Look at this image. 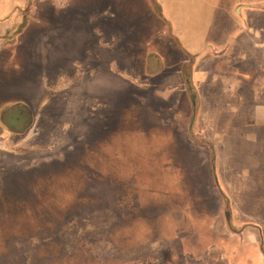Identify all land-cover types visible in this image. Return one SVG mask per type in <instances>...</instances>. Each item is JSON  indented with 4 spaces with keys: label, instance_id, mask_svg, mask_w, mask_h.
I'll use <instances>...</instances> for the list:
<instances>
[{
    "label": "rangeland",
    "instance_id": "obj_1",
    "mask_svg": "<svg viewBox=\"0 0 264 264\" xmlns=\"http://www.w3.org/2000/svg\"><path fill=\"white\" fill-rule=\"evenodd\" d=\"M97 1V14L85 20V26L78 25L66 48L68 56L61 52L63 42L55 40V51H46L54 66L51 61L38 66L41 59L35 62L32 57L25 66L8 62L2 67L0 95L17 91L23 76L27 94L34 90L38 94V114L24 140L0 128V140H8L7 148L12 149L4 153L0 146V250L12 244V255L18 258L8 264L253 263L246 256L264 252V189L257 186L264 174L257 158L246 162L247 130L242 124L244 120L264 124V114L242 111L244 105H260L258 97H251L259 95L254 90L257 69L246 51L233 55L235 39L223 41L234 25L242 32L260 28L264 39V13H259L264 0L177 4L143 0L154 15L155 29L148 30L149 20L146 23L141 10L132 17L105 15ZM43 12L49 14L50 9ZM156 16L169 30L175 21L181 32L176 43L188 50L179 45L181 50L169 49L167 36L152 35L158 30L155 25L161 26ZM105 23L111 39L107 58H117V65H77L84 63L83 42L93 43L98 26ZM18 28L11 27L10 34ZM31 37V33L24 36L26 41ZM207 41L197 59L206 67L208 55L227 49L218 53L230 57L217 58L215 69L222 65L220 75L230 80L226 86L230 91L219 93L216 109L207 110L203 104L198 108L194 123L208 137L197 140L201 135L189 130L192 121L185 126L184 117L176 112H188L191 98L195 112L199 89H189L191 98L175 89L162 99L159 84L151 85L145 72L159 65L166 69L184 55L182 76L191 84L190 61L199 43ZM44 44L51 48V35L43 36ZM72 56L76 58L71 62ZM145 59L150 66H145ZM243 59L250 68L243 70ZM132 62L133 66L120 65ZM174 64L169 69H175ZM36 74L43 76V82H27ZM243 91L246 104L241 103ZM20 109L11 108L5 119L15 122ZM201 116L212 120L215 129L204 127ZM212 137L225 146L213 143L218 151L213 150ZM249 183H256L255 187L244 188ZM250 234L254 238H247ZM259 235L261 248L253 244Z\"/></svg>",
    "mask_w": 264,
    "mask_h": 264
},
{
    "label": "crops",
    "instance_id": "obj_2",
    "mask_svg": "<svg viewBox=\"0 0 264 264\" xmlns=\"http://www.w3.org/2000/svg\"><path fill=\"white\" fill-rule=\"evenodd\" d=\"M158 3H163V4H168V3H175L177 4L180 2V0H154ZM200 3H205L208 2L207 0H198ZM97 0H0V74H5L4 69L2 67H5L7 63H13L16 66H25L26 62L28 61H33L32 57H34L35 62L37 59H41V63L38 65H43L44 62L45 65H49L50 61L51 64L53 65V59L49 55H47L46 51H52V53L55 51V45H54V40L55 42H63L61 44V52L67 51V47L70 46L69 43L73 42V38H75V30L78 29L79 24H83L85 26V20H90L92 19V15H96V4ZM103 4V12L104 14H112V12H116V15H122V14H127L130 17L132 15H135L138 10H141V13L144 15V18H147L145 21L152 26L146 25V29H155L153 27V23L151 19H154V15H152V10L150 11L148 9V5H145L143 0H100ZM149 2V0H148ZM16 3V4H15ZM29 3V4H28ZM146 3V2H145ZM138 4L140 7H138ZM44 5H46L49 9L50 12L49 14L46 12H43ZM94 8V9H93ZM261 12L260 14L264 13V5L261 6L260 8ZM181 11V9H179ZM179 11L178 14L180 13ZM45 15V16H44ZM177 13L175 14V16ZM10 17H13L14 21H10ZM44 17L48 18V20H45ZM157 21L161 23V26L155 25L158 30L155 31L152 35H162L164 37L167 36V43L169 45V49L173 48L175 50H181L180 47L183 50H188V48L182 43H176V37L181 34L180 28L173 22L170 30L162 27V25H165L166 23L163 20H160L158 16ZM178 17H176L177 19ZM181 18V17H180ZM9 19V21L7 20ZM175 19V20H176ZM262 19V18H261ZM21 20L20 22H15ZM240 22H237V25H239ZM16 26L19 28L17 29L16 32L10 34V28ZM233 26V25H232ZM44 28H49L48 32L44 33L43 29ZM95 28V27H94ZM134 28V27H133ZM156 28V29H157ZM229 28V27H227ZM239 27H231L230 30V35L229 37H226L225 40L223 41L225 44L227 41L235 39V42L232 47V51L236 54V56H241L240 53L241 51H246L247 56L249 57L248 59L252 57V63L257 69V74L254 77V83H256L257 88H254V90L258 89L259 95H251V97H258L260 100V105L259 106H249L244 105L242 107V111L244 113L249 114H264V93L261 92L260 94V89H262V86L264 85V39L261 38V32L262 29L254 30V28H249L245 32L239 31ZM197 30V29H196ZM201 30V29H198ZM29 31V32H28ZM87 31L90 34L91 32V25L87 27ZM87 31L84 32V34L87 33ZM31 33V39L26 41L24 38L25 35H28ZM134 33V31H133ZM183 33V32H182ZM49 34L52 37V45L51 48H48L47 45H43V36ZM96 39L93 41V43L88 42H83V46L86 47V53L82 55L81 60L84 62L82 64L77 63V65H83V66H95L98 68H105L108 66V64H114L117 65V58L115 61H113L111 58L108 61L107 58V51L111 49L109 43L111 42V39H107L108 31H107V24L105 23L104 25L100 24L97 28V33H95ZM233 35V36H232ZM236 35V38H235ZM249 35V36H248ZM84 37V36H83ZM82 38V37H81ZM77 39V38H76ZM262 39V41L260 40ZM72 40V41H71ZM207 42H202L199 43V47L196 48V57L194 60L190 61V72H189V79L188 81L191 84H187L186 81L184 80V76H182V63L184 59V55L182 60L178 63H172L169 64L166 69L163 65H159L156 70L153 72H145V76L147 77L148 81L151 83L155 82L159 84L158 89L162 90V99H168L169 94L175 89L179 91V93H187L190 94L191 98V93L189 89H194L191 91H196L199 89V91L202 93L201 96L197 99H195V103L197 106V109H195V112L191 110L192 104H194L193 99L191 98L190 101L187 103L186 107L188 108V112L186 113H179L178 111L176 113L179 114V117L182 118L184 117V123L185 126L189 123V121H192L191 125L189 126L190 131H196L198 132L201 136L197 137V140L200 139V137H208L206 130H200L197 128L195 125V121L197 120V115L196 111L200 106L203 104V107L205 106L206 109L208 108L211 109H216L218 105V97L219 93L223 94L226 92H229L230 90L226 88V86H229L230 80L225 79L220 75V70H222V65L217 66L215 69V61L216 59L220 56H225L221 53H218L219 51L222 50H227L225 48H221L222 50H219L218 52H212L211 55H208V57L205 59L206 64L204 67L203 62H201L202 59H197L199 58V53L200 51L203 50L205 47V44ZM223 43V44H224ZM111 44V43H110ZM224 44V45H225ZM82 46V47H83ZM254 49V50H253ZM56 51H59L58 49ZM68 51H67V56H68ZM44 56V58H43ZM52 56V55H51ZM201 56V55H200ZM134 57V56H133ZM133 57L131 59L133 60ZM230 56L226 55L225 60H227ZM75 56H72L71 62L75 61ZM58 61V60H57ZM68 62V60H67ZM64 63V66H66ZM247 62V63H245ZM120 64V63H118ZM176 67L175 69H169L172 65ZM227 64V63H226ZM229 64V62H228ZM37 65V63H35ZM120 65H127V66H133L132 63H125V64H120ZM135 65V64H134ZM151 64L149 61H146L145 59V66H150ZM187 65V64H186ZM220 65V64H219ZM243 70L250 68V62L247 61L246 59H243ZM37 66V67H38ZM54 66V65H53ZM69 67V66H67ZM204 67V68H203ZM174 71V72H173ZM43 76L36 74L33 79L27 80V82H31V84H37L43 82ZM58 78L56 79V81ZM5 81L8 80H3ZM219 83L221 84L219 86ZM204 84H206V88H204ZM33 87V86H32ZM26 81L24 76L19 80V88L17 91H9L2 93L0 95V128L1 131L7 134H18L19 136L22 137L20 140H24L23 137H25L29 131L31 130V127L33 126L34 122V116L38 114V104H37V99H38V94L37 91H31V93L27 94L26 91ZM205 90V93L203 92ZM169 91V92H167ZM209 94V95H208ZM244 94V101L241 103H245V98H246V93L243 91ZM193 97V96H192ZM15 106H20L21 109L19 110L18 116L15 115V122L12 121H7L5 119V116L7 114V111L10 112V109L14 108ZM251 107H254L251 109ZM191 115H194L191 118ZM176 116V114H175ZM177 118V117H176ZM22 119V120H21ZM20 120V121H19ZM29 120V121H28ZM177 120V119H175ZM181 120V119H180ZM201 120L204 121V127L207 129L214 130V122L210 119L205 120L203 116H201ZM250 121V120H248ZM18 122V123H17ZM207 124H210V126H206ZM203 126L201 127L202 129ZM242 128H244L245 134L247 135V139L243 141L244 143V154L246 156V162L251 160L250 162H254L253 159H258L257 162L261 164V167L259 169L260 173L262 172L264 174V124L259 123L258 126H256L254 123H248L245 122L242 124ZM3 137L4 134H3ZM212 137V142L210 140V145L209 147H212L213 150L218 151L217 149H214L215 146L219 144L217 138ZM8 140L3 139L0 140V146H2L4 153H7L9 151H12V149H8ZM217 145H215V144ZM261 146V150H255L256 146ZM219 147H224L225 144L221 143L218 145ZM248 146V147H247ZM247 147V148H246ZM254 148L251 150V148ZM212 150V151H213ZM7 151V152H6ZM7 155V154H5ZM255 157V158H252ZM52 159V158H51ZM250 165L247 167V174L248 178H251L250 175L253 174ZM261 175V174H260ZM256 183H249L248 185L244 186V188H249V187H255ZM258 188L264 189V178L263 176L260 178V181L258 182ZM16 236L9 237L10 243H13L11 241L15 240ZM254 238L253 234H250V236H247V238ZM250 238V239H251ZM257 239V240H256ZM260 235L259 238H255L253 241L254 246L256 247L258 245L259 248L260 246ZM264 242V241H263ZM252 243V242H251ZM12 244L7 246L6 249L0 250V264H8V260L11 259L12 262L14 260L18 259L14 255H12V250H13ZM263 252V251H261ZM257 252L256 254H248L246 257L250 260L253 259V263L251 264H264V252ZM37 255V252H36ZM29 256V255H28ZM31 257V256H30ZM29 258V257H28Z\"/></svg>",
    "mask_w": 264,
    "mask_h": 264
}]
</instances>
